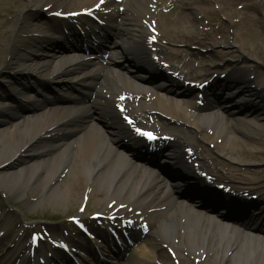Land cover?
<instances>
[{
    "label": "bare ground",
    "instance_id": "6f19581e",
    "mask_svg": "<svg viewBox=\"0 0 264 264\" xmlns=\"http://www.w3.org/2000/svg\"><path fill=\"white\" fill-rule=\"evenodd\" d=\"M91 1L94 0H27L34 8L32 11L23 0H4V10L0 11V54L6 52L9 55L7 64L21 62L23 77H38L45 88L55 81L64 94L55 95L54 100L48 102L47 99L33 98L27 88L13 84L17 87V94L23 96L19 99L22 104L17 107L4 102L16 100L11 92L0 95V167L6 169L0 176V188L18 197L32 192L35 197L29 203L32 208L51 203L68 208L76 202L83 203L87 197L88 203L94 198L99 210L111 211L118 205H126V211L133 207L132 213L142 210L152 221V234L159 242L138 236L142 243L137 253L138 261L135 263L137 257L130 255L126 257L125 264H154L157 256L165 260L160 241L173 248L182 262H189L191 256L198 258L206 254L198 264H264V234L258 220L264 211H256L259 213L257 220L248 222L240 219L239 216L252 204L242 193L238 197L233 196L240 204L237 213L231 196L228 198L224 194L220 200L208 197L212 206L221 207L222 212L233 209L231 213L234 214H227L225 218L210 208L197 207L191 200H179L169 183L162 180L155 170L130 159L124 137L131 138L134 148L140 145V140L131 137L129 127L115 108L121 95L131 94L134 96L133 104L138 102V106L131 110L138 122L141 121L140 116L143 120L153 117L154 126L175 136L170 144L172 155L183 167L192 168L193 162H188L183 146H186L184 149L192 147L195 152L190 157H196L194 162H199L203 171L225 179L237 190L246 191L247 187L242 184L244 181L257 183L258 180L248 177L253 175V171L233 165L241 164L243 160L262 158V153L249 144L264 132V87L255 84L247 70L233 67L228 77L240 91L236 106L226 109L225 105L218 103L222 102L223 96L215 95L216 102L208 98L205 106L201 107L193 100H187L186 96L191 93H188V87L182 86L181 94H169L154 89H165L160 85L146 84L143 78L146 71L139 63L149 62L158 69L154 67L157 63L150 60L152 53L147 42L150 32L144 21L157 24L160 37L154 46H157L161 59L167 62L170 61L164 57L175 61L174 57L183 53L177 50L175 54H167L172 43L186 37L197 43L203 41L197 34L167 29L168 25H178L188 19L192 20L188 28H195L199 15L207 13L205 9H196L198 3L206 6L219 3L229 11L224 14L226 22L261 41L258 28L262 26L264 29V0H193L187 7L194 15L165 13L170 0H124L119 5L125 6L124 11L114 12L118 21L107 26L112 32L107 46L99 45L87 56L53 50L43 52L44 48H55L59 44L50 30L60 27L54 24L47 31L44 23L37 22L43 15L41 6H67L77 8L69 11H77ZM238 1L244 4L242 10L235 8ZM11 23H14L13 30H18L14 33L16 35L8 29ZM105 31L104 26L96 31L88 25L87 36L99 37ZM20 32L26 34L24 40H17ZM164 40H167L166 44ZM230 40V36L223 32L222 38L215 42L229 44ZM70 49L81 50L78 46ZM227 53H233V50L228 49L222 55ZM187 54L183 53L179 59L184 60ZM191 54L198 57L197 53ZM118 55L130 63H126L128 67L125 70L119 68ZM192 62L193 58H190L188 65L191 66ZM131 63L138 69L137 78L128 75ZM174 67H177L175 63ZM4 75V71H0V77ZM175 80L181 82L180 79ZM62 101L65 103L59 106ZM23 105L29 106L33 113L23 115ZM131 105L129 101L128 106ZM230 110L236 113L227 114L226 111ZM68 136L71 139L65 141ZM219 138H223L226 146L211 149L205 144ZM237 138L245 141L241 156L236 155L239 148ZM19 159L27 163L17 162ZM183 171L187 172L181 170L178 174ZM263 172L256 175H263ZM196 190L190 188L191 193H197ZM209 195L211 197L212 193ZM113 201L116 204L111 208ZM157 248L162 253L155 252ZM57 252L60 257H65L62 251ZM8 258L10 260L12 256Z\"/></svg>",
    "mask_w": 264,
    "mask_h": 264
},
{
    "label": "rangeland",
    "instance_id": "374dc122",
    "mask_svg": "<svg viewBox=\"0 0 264 264\" xmlns=\"http://www.w3.org/2000/svg\"><path fill=\"white\" fill-rule=\"evenodd\" d=\"M4 0H0V11L4 10L3 8ZM209 10H215L219 14L221 11L218 6H210ZM12 27V25H10ZM9 28V26H8ZM259 35L261 37L260 44L264 47V31L262 27L259 28ZM240 40L246 45L247 49H245V53H248V63L243 64L242 66L249 68H253L256 65H259L257 62L256 55L254 51L257 50L258 44L254 39L249 36L239 35ZM3 55H1L0 59ZM5 57V56H4ZM7 55L3 60L6 62ZM4 62L0 63V68L4 69L5 65ZM262 66V65H260ZM0 80H3L0 78ZM5 88L0 85V93H3ZM6 169H0V176L4 174ZM32 199V195H24L22 198H19L15 194L8 195L4 193V191L0 188V235L4 233L2 244L5 247L12 246L15 243L16 238L20 237L21 243H26V241H30V233L34 229H42V227L50 226L51 228H55L56 230L59 229L60 231H64L66 234V230H68L69 225L67 218L70 215H74L78 213V206L80 205L79 202H76L74 207H61L56 206L53 204H46L39 208H30L28 203ZM93 209H96V206L91 200L89 204L88 211L91 212ZM43 217V218H41ZM44 217H61L58 221L47 220ZM49 219V218H48ZM31 222V223H30ZM30 224V227H28ZM5 228V229H4ZM6 230V232H5ZM73 230H75L73 228ZM62 232H58L59 236H62ZM67 232V233H68ZM76 232V231H74ZM65 236V235H64ZM13 254L15 253V249L12 250ZM110 260V258H109Z\"/></svg>",
    "mask_w": 264,
    "mask_h": 264
}]
</instances>
